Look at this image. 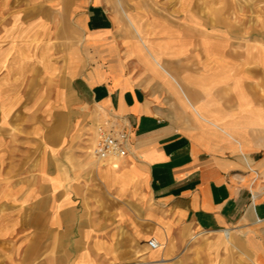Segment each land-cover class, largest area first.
<instances>
[{"label":"crops","instance_id":"obj_1","mask_svg":"<svg viewBox=\"0 0 264 264\" xmlns=\"http://www.w3.org/2000/svg\"><path fill=\"white\" fill-rule=\"evenodd\" d=\"M238 6L0 0V264H142L155 237L169 264L192 231L264 264V7Z\"/></svg>","mask_w":264,"mask_h":264},{"label":"rangeland","instance_id":"obj_2","mask_svg":"<svg viewBox=\"0 0 264 264\" xmlns=\"http://www.w3.org/2000/svg\"><path fill=\"white\" fill-rule=\"evenodd\" d=\"M222 3L225 6L227 5V7L232 4H238L240 7H264V0H222ZM237 28H242L244 32L247 31L249 33L254 30L253 28L257 27L242 26ZM212 236V234H206L205 232L195 233L192 231L187 237H185L184 243L179 245L178 248H174L173 254L172 252H166L164 257L168 259L167 261H169V264H238L240 261L243 264H249V260L244 253L241 252L235 240L233 241V244H230L232 239H227L225 240V245H221L220 248H210L208 243H210ZM157 238L162 241L163 246L157 251H151L154 253H161L165 240L163 237ZM149 253L150 248L148 246L140 247L132 251L131 262H143L142 264H147L144 263V261L148 259Z\"/></svg>","mask_w":264,"mask_h":264},{"label":"built area","instance_id":"obj_3","mask_svg":"<svg viewBox=\"0 0 264 264\" xmlns=\"http://www.w3.org/2000/svg\"><path fill=\"white\" fill-rule=\"evenodd\" d=\"M97 140L93 147V155L100 161L119 159L128 153V136L121 129L113 127H97ZM150 249L155 250L160 246L157 239L148 241Z\"/></svg>","mask_w":264,"mask_h":264},{"label":"bare ground","instance_id":"obj_4","mask_svg":"<svg viewBox=\"0 0 264 264\" xmlns=\"http://www.w3.org/2000/svg\"><path fill=\"white\" fill-rule=\"evenodd\" d=\"M230 234H231V233H230L229 231H227V232L225 233V236L227 237L228 240H230L231 237H232V235H230ZM155 239H157V240L159 241L160 246H159L157 249L153 250V251L159 250V249H161L162 246H163L162 241H161L160 239H158L157 237H155Z\"/></svg>","mask_w":264,"mask_h":264}]
</instances>
